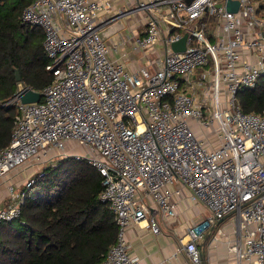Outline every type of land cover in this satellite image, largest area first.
Returning a JSON list of instances; mask_svg holds the SVG:
<instances>
[{"label":"built area","instance_id":"1","mask_svg":"<svg viewBox=\"0 0 264 264\" xmlns=\"http://www.w3.org/2000/svg\"><path fill=\"white\" fill-rule=\"evenodd\" d=\"M227 1L125 0L109 14V0H32L22 9L21 20L43 32L51 80L30 87L39 101L22 102L26 86L18 82L5 102L14 114L0 148V185L53 149L67 154L66 142L83 145L73 156L99 172L98 199L118 227L99 264H141L128 251L125 227L144 220L159 235L156 214L174 216L172 195L183 189L208 211L178 239L194 264L202 261L198 242L227 216L234 264H264V111H244L237 98L264 74V10L257 0H236L231 11ZM138 11L145 14L140 34L112 43L101 37ZM184 34L185 48L173 51ZM156 43L162 56L136 70L111 59L127 45ZM209 63L208 72H197ZM7 189L0 225L19 217L24 200L23 190Z\"/></svg>","mask_w":264,"mask_h":264},{"label":"trees","instance_id":"2","mask_svg":"<svg viewBox=\"0 0 264 264\" xmlns=\"http://www.w3.org/2000/svg\"><path fill=\"white\" fill-rule=\"evenodd\" d=\"M31 1L0 0V148L13 126L14 110L5 102L17 89L14 70L27 87L41 89L51 80L43 32L21 20ZM257 1L264 10V0ZM237 98L244 111H264V74L254 87L238 90ZM100 180L84 159L44 165L22 188L19 217L0 225V264H99L117 234L113 214L98 199Z\"/></svg>","mask_w":264,"mask_h":264},{"label":"crops","instance_id":"3","mask_svg":"<svg viewBox=\"0 0 264 264\" xmlns=\"http://www.w3.org/2000/svg\"><path fill=\"white\" fill-rule=\"evenodd\" d=\"M109 1L112 6L109 14L115 13L125 3V0H119L118 4L115 3L118 0H114V2L113 0ZM136 13L137 12L134 14ZM141 17L138 23H132L134 25H131L130 33L127 35L140 34L141 28L145 22V14L143 13ZM120 30L121 28L108 35L105 39L110 43L122 38L127 39V35L123 36L120 34ZM118 33L119 35L117 38L113 37V35ZM158 46L163 48V43H156L146 49H132L130 45H127L124 47V54L120 53V51L111 53V59L123 63L129 70H136L143 65H148L150 53H148V51ZM196 75H198V73H194L192 77ZM18 82L20 81H17V83ZM56 152L59 154V151H56V149L51 150L48 156L41 158V161L46 160V157H51V155L53 153L56 154ZM39 161L40 159L37 160V162ZM34 162L36 161L28 162L26 165H30ZM24 168L25 167H20L6 175L4 183L0 185V207L10 201L7 186L10 184L16 185L15 191H17V186L19 187L20 180H22L21 178L25 176L29 169H32V167L27 168L28 170ZM19 175L22 176L20 179L18 177ZM172 199L176 202V213L174 216L165 220L159 213L156 214V218L161 226V233L159 235H154L146 226V221L144 220L140 223H130L124 229V238L127 242L128 251L131 256L137 257L141 264H194L189 259L186 250L181 248L178 239L185 233L188 226L197 223L207 216V208L201 203L191 201L188 198V191L186 189L182 190L180 196L173 194ZM188 210L191 211L192 214L189 218L186 214ZM232 226V217L227 216L218 221L213 228L205 232L203 239L198 242V246L203 254L201 264L202 262L205 264H234L232 255L226 244L227 237L231 234ZM204 241L206 242L204 243Z\"/></svg>","mask_w":264,"mask_h":264},{"label":"rangeland","instance_id":"4","mask_svg":"<svg viewBox=\"0 0 264 264\" xmlns=\"http://www.w3.org/2000/svg\"><path fill=\"white\" fill-rule=\"evenodd\" d=\"M114 2V0H113ZM116 4L119 3V0L115 2ZM143 11H138L136 14H128V15H125L123 18H121V24L123 25V27L121 28L120 30V34H122L123 36H126L128 33H130V30H131V25H134L132 23H135L139 21V19L141 20V16L143 15L142 13ZM136 24V23H135ZM119 33L118 34H115L113 35V37H118ZM149 49V48H148ZM150 52V53H149ZM149 53V60H153L154 58H159V56H162L163 54V48L161 47H154L151 51L149 50L148 51ZM148 60V58H147ZM211 63L209 64H206L204 65L202 68H197V72H200V71H209L207 70L208 68L211 69ZM22 83V82H21ZM201 87V86H200ZM209 138L214 140L215 139V135L214 133H210L209 134ZM58 151V150H56ZM84 151V147L83 145H78L76 143H73V142H66V147H65V152L68 154H58L56 152V154H52L51 157H46L44 161H41V158L43 157H40V161L37 162V159L33 160V161H36L30 165H23L21 168L25 167L24 169H27L29 167H32V169H27L28 171L26 172L25 176L23 178H21L22 176L19 175V179L21 178L22 180H20V183H19V187L17 186V191H21L22 188L24 186H26V183L31 181L32 182V179L35 175V173H37L38 171H40L42 169V167L46 164H50V163H55L58 159L60 158H66V157H74L73 154L75 153H80V152H83ZM66 155V156H64ZM32 162V161H31ZM23 169V170H24ZM16 186V185H15ZM16 189V188H15ZM187 214V217L189 218L192 214H191V211L188 210V212L186 213Z\"/></svg>","mask_w":264,"mask_h":264},{"label":"water","instance_id":"5","mask_svg":"<svg viewBox=\"0 0 264 264\" xmlns=\"http://www.w3.org/2000/svg\"><path fill=\"white\" fill-rule=\"evenodd\" d=\"M227 8L228 10L235 11L237 9V1L236 0H228L227 1ZM123 25L121 24V20L118 19L117 21L111 23L106 28H104L100 35L103 39H105L108 35L114 33L118 29L122 28ZM185 38L186 35L184 34L181 38L177 41L171 43L170 47L173 51H182L185 48ZM15 71L16 81H20V75L17 69ZM20 100L22 102H36L40 99V92L38 90L32 89L30 87H24L19 91Z\"/></svg>","mask_w":264,"mask_h":264},{"label":"bare ground","instance_id":"6","mask_svg":"<svg viewBox=\"0 0 264 264\" xmlns=\"http://www.w3.org/2000/svg\"><path fill=\"white\" fill-rule=\"evenodd\" d=\"M144 224V223H143Z\"/></svg>","mask_w":264,"mask_h":264}]
</instances>
